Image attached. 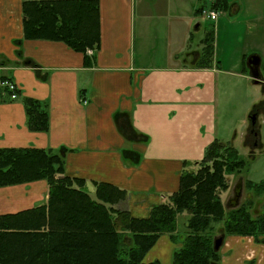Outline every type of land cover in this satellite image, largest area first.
Masks as SVG:
<instances>
[{"label":"crops","instance_id":"1","mask_svg":"<svg viewBox=\"0 0 264 264\" xmlns=\"http://www.w3.org/2000/svg\"><path fill=\"white\" fill-rule=\"evenodd\" d=\"M24 1L0 0V56L9 62L0 73L18 89L15 102L0 103V148L50 149L61 157L67 176L82 178L90 187L104 182L125 190L121 204L133 217H147L151 207L177 191L183 161L201 160L215 139L230 142L217 125L218 74L242 72L256 55L263 77L264 0H228L225 25L238 24L240 13L244 30L236 41L234 69L228 70L216 57L211 67L199 68L202 40L193 51L188 48L191 24L206 3L202 0H98L100 48L89 55V66L60 42L22 40ZM220 27L217 19V31ZM246 68L238 78L251 81ZM22 98L48 105L47 132L27 129ZM254 101L259 98L249 102L251 112ZM257 144L245 145L249 157ZM15 188L18 201H6L8 209L0 214L46 199L44 181L0 191ZM222 242L221 264H264V243L234 236ZM167 244L174 245L161 236L144 261L171 260L173 250L160 255Z\"/></svg>","mask_w":264,"mask_h":264},{"label":"trees","instance_id":"2","mask_svg":"<svg viewBox=\"0 0 264 264\" xmlns=\"http://www.w3.org/2000/svg\"><path fill=\"white\" fill-rule=\"evenodd\" d=\"M228 6V0L210 4L222 12ZM21 13L22 40L60 42L81 54L85 66L91 64L87 51L100 48L98 0H28ZM213 39L210 30L202 41L199 68L213 64ZM8 65L0 56V70ZM5 82L13 83L2 72L0 103L6 102L3 97L11 99ZM22 104L27 129L47 132L48 105L32 98H22ZM250 129L244 145L257 144V133ZM245 166L232 143L215 139L201 160L183 161L177 191L151 207L147 217L137 218L119 207L127 197L125 190L104 182H92L90 187L82 178L67 176L61 157L50 149L0 148V189L37 181L47 185L43 203L0 214V264H160L144 259L161 236L179 242L177 220L184 213L185 236L170 264H221L220 248L214 249L217 238L264 243V198L261 210H254L255 199L264 196V182L246 181L251 197L240 205L226 209L221 200L229 188L228 176L241 173Z\"/></svg>","mask_w":264,"mask_h":264},{"label":"rangeland","instance_id":"3","mask_svg":"<svg viewBox=\"0 0 264 264\" xmlns=\"http://www.w3.org/2000/svg\"><path fill=\"white\" fill-rule=\"evenodd\" d=\"M203 3L204 5L202 9L208 10V8H210L211 0H202V4ZM216 13H218V21L223 22V27H220L219 31H217V20L210 21L204 15H201V13L200 15H196L195 20L191 24L192 38L190 42H188V48H190L192 51L193 49H196L201 43V40L203 41L205 34L208 31L213 30V61H215L216 57V62H218L220 68L225 70L234 69L232 65L237 60L235 51V48L237 46L236 41L239 39L238 36H241V34L239 33L244 31L243 27L239 25V23L243 21V15L239 13L236 17L235 20L238 21V24L234 23L226 26L224 20L227 19V13H222V11H216ZM193 14L195 15L194 10ZM228 16L233 17L231 15ZM246 67L247 66H242V72L238 71L237 74L233 72L231 76L222 72L218 74V83L221 98L218 106V129L220 133H224L227 131V133L222 134V137L227 138L230 142L233 138L235 139L233 146L237 149L240 156L246 161V166L241 171V173L228 176V180L230 183L229 188L227 190V193L225 192L221 195L223 200L222 202L226 209L235 206L236 204L240 205L242 202L251 197V193L245 188L246 181H252L255 183L264 182V82L260 81L258 84L253 86L251 84L252 82H254L253 80L244 81L243 79L238 78L239 74L245 72V70L247 71ZM256 96L259 98V101H254L252 104H255L258 107V111L254 113L255 123L252 127L249 119L250 116L253 115L251 114V106L249 102ZM3 101H6L4 103L15 102L14 100L9 99V96L3 97ZM246 127H251V129H254L256 131L258 140V144L254 148L253 154L250 157L248 153L250 149L245 147L244 139L241 138V134L247 129ZM237 186V202L236 204L232 205L233 200H236L235 188ZM18 194V188L1 190L0 212L5 211L3 210V207L7 206L5 204L6 201L10 203H14L16 200L18 201ZM263 198L264 196H262L261 199H255V212H259L261 210ZM119 207L124 210L126 209L124 204H120ZM186 220V213L178 216L177 231L180 235L179 242L174 245L167 244L168 246H161L160 255L165 256L168 253L166 252V250L174 251L181 246L180 240L182 239L183 235L185 236L186 232ZM151 251L152 250H150V252ZM148 254L146 256H148ZM170 261L171 260H167L164 263L169 264Z\"/></svg>","mask_w":264,"mask_h":264},{"label":"water","instance_id":"4","mask_svg":"<svg viewBox=\"0 0 264 264\" xmlns=\"http://www.w3.org/2000/svg\"><path fill=\"white\" fill-rule=\"evenodd\" d=\"M259 63H260V59L256 55L250 56L247 60V66H248V69L250 71V76L255 83H259L260 81H262V75L260 74V71H259ZM250 119H251V124L254 125L255 117L250 116ZM237 198H238V193L235 194L236 200L232 202V205L236 204ZM222 241H223L222 238H217L214 241V249L215 250H218L221 247Z\"/></svg>","mask_w":264,"mask_h":264},{"label":"built area","instance_id":"5","mask_svg":"<svg viewBox=\"0 0 264 264\" xmlns=\"http://www.w3.org/2000/svg\"><path fill=\"white\" fill-rule=\"evenodd\" d=\"M201 15H204L207 19H209L210 21H215L217 20V16H218V13H216V11H214L213 9L211 8H208V10H205V9H202L201 10ZM93 51L92 50H88L87 51V54L88 55H92ZM2 85H5L9 91L12 92L11 94V99L14 100L17 98V93L16 91L18 90L16 85L14 83H10V82H5V83H2ZM85 103V102H84Z\"/></svg>","mask_w":264,"mask_h":264},{"label":"flooded vegetation","instance_id":"6","mask_svg":"<svg viewBox=\"0 0 264 264\" xmlns=\"http://www.w3.org/2000/svg\"><path fill=\"white\" fill-rule=\"evenodd\" d=\"M249 122H250V124H251V119H249ZM252 125V124H251ZM231 143V142H230ZM233 145V144H232ZM237 191H238V186L235 188V194L237 193ZM234 201V200H233Z\"/></svg>","mask_w":264,"mask_h":264}]
</instances>
